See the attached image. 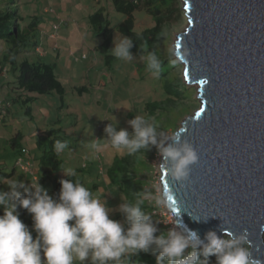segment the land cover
<instances>
[{"label": "rangeland", "instance_id": "rangeland-1", "mask_svg": "<svg viewBox=\"0 0 264 264\" xmlns=\"http://www.w3.org/2000/svg\"><path fill=\"white\" fill-rule=\"evenodd\" d=\"M6 0H0V9L6 6ZM18 13L22 17L19 26L25 29L33 17L39 18L37 30V47L31 44L17 57V62H43L54 65V72L64 88V100L56 93L38 96L30 105L33 120H28L20 106H14L11 115L6 118V125H0V167L5 175H0V190L8 191L7 180L16 178L24 181L25 174L18 168L14 175L9 173L14 164V152L6 144L11 135L21 131L24 135L22 145L29 152L25 157L29 160L38 159L40 153L36 148L38 135L48 128H61L69 148L59 154L62 161L61 172L50 175L39 182L47 189L49 195L52 189V176H61L62 169H74L85 187L92 189L95 197L104 200L113 209L110 218L121 223L124 217L119 213L118 206L125 201L117 186L107 178L106 171L119 153L110 146L102 147L95 152L90 144L95 139H106L105 127L111 123L117 124V131L131 129L128 121L137 115L147 118L145 107L155 104L157 111L151 118L159 130L171 135L179 128L180 123L196 111L200 104L196 98V87L188 86L183 80V66L175 57V63L169 62V49H173L175 37L187 27L184 0H173L165 14L171 12L172 19L168 22L160 36L149 51L163 62L161 78L154 79L147 69L146 51L142 56L131 61H125L113 56L107 64L104 55L95 50L101 39L94 36L87 18L98 9H103L110 28L113 30V42L119 43L123 38L114 29L124 20V16L115 12L110 0H14ZM11 7L14 6L10 5ZM54 12V13H53ZM135 31L141 32L154 26L151 16L141 6L134 14ZM56 24L55 39H48L52 33V25ZM8 44L0 41V66ZM38 52H35L37 49ZM9 66L0 73V101L11 88L6 87L13 81ZM84 88L81 93L78 88ZM168 91H177L179 97L168 96ZM44 110L48 117L39 112ZM54 123H56L54 125ZM48 126V128L46 127ZM42 132V133H41ZM27 139V141H26ZM32 157V158H31ZM24 159V157H23ZM162 157L157 149L140 155L132 176L139 192L154 191L153 184L159 185V167ZM38 162V160L36 161ZM79 169H82L79 172ZM25 183V181H24ZM93 185L97 187L92 188ZM23 191L22 189L20 190ZM149 205V203L146 201ZM149 213L158 228L157 235L175 228L165 206L159 208L149 205ZM158 221V223H157ZM31 230V229H30Z\"/></svg>", "mask_w": 264, "mask_h": 264}, {"label": "water", "instance_id": "water-1", "mask_svg": "<svg viewBox=\"0 0 264 264\" xmlns=\"http://www.w3.org/2000/svg\"><path fill=\"white\" fill-rule=\"evenodd\" d=\"M184 3L188 25L173 49L190 52L186 61L175 59L200 106L176 132L199 162L181 186L161 159L160 188L172 196L165 210L176 228L201 239L208 231L246 230L253 258L264 264V0Z\"/></svg>", "mask_w": 264, "mask_h": 264}, {"label": "clouds", "instance_id": "clouds-1", "mask_svg": "<svg viewBox=\"0 0 264 264\" xmlns=\"http://www.w3.org/2000/svg\"><path fill=\"white\" fill-rule=\"evenodd\" d=\"M52 34L53 30L48 39L56 38V32L54 38H50ZM113 44L110 52L114 57L125 61L134 59L131 53L134 42L130 37L124 36L119 43ZM189 55L188 49H184L182 55L169 49V62L175 63L172 57L186 61ZM146 62L153 78L159 80L161 59L149 51ZM128 124L133 129L131 134L125 129L117 131V124L109 123L104 129L107 138L95 139L90 147L100 152L102 147L110 146L122 154L144 157L155 147L171 181L181 186L189 181L192 166L199 162V156L191 143L181 139L180 132L167 135L154 121L140 115ZM53 147L56 154L63 153L69 148V141L56 140ZM21 160L30 164L31 172L19 167L20 170L33 175L34 182L26 186L23 180L3 178L9 190H0L3 212L0 215V264H127L140 253L154 256L156 264H210L211 256H215V264H260L253 258L246 230L237 235L221 229L222 236L208 231L201 239L194 231L174 226L157 235L158 228L143 205L147 201L159 208L172 200L167 187L161 191L153 184L154 191L143 190L134 194V199L121 201L117 209L124 217L121 223L110 218L113 209L106 201L95 197L81 182L61 179L58 198H53L38 183L32 164L25 158ZM62 171L65 177L76 176L74 169ZM18 209L31 215V230L20 219ZM170 218L172 221L171 215ZM195 220L200 222L201 218ZM203 221L207 222V218Z\"/></svg>", "mask_w": 264, "mask_h": 264}, {"label": "trees", "instance_id": "trees-1", "mask_svg": "<svg viewBox=\"0 0 264 264\" xmlns=\"http://www.w3.org/2000/svg\"><path fill=\"white\" fill-rule=\"evenodd\" d=\"M173 0H110L111 5L115 12L124 16V20L120 22L115 31L121 36H128L134 42V47L131 49L132 55L136 57L142 56L146 51H149L152 45L163 31L164 26L172 19V13L165 14L170 7ZM6 6L0 9V41L8 44L6 53L2 57V65L0 66V73L9 66L8 70L13 74V81L6 87H10L11 90L0 101V125H6V118L11 115V111L14 106H20L23 109V114L28 120H33V112L30 105L37 99L38 96H44L51 93H56L60 100H64V88L61 82L58 80L53 64H46L43 62L29 63L27 61L17 62V57L22 51H24L27 45L37 47V30L39 18L33 17L31 23L25 29L19 26V22L22 21V17L18 13V9L14 0H6ZM14 6H10L13 5ZM143 7L146 12L151 16L154 26L145 29L141 32L135 31V18L134 14ZM54 13V12H53ZM94 36L101 39L100 44L95 48L96 51L104 55V59L107 64H110L113 56L109 54L111 45L113 44V30L110 28V22L107 19L103 9L96 10L93 14L87 18ZM2 84L0 86V90ZM4 88V86H3ZM2 88V89H3ZM84 88H78V92L81 93ZM168 96L179 97L180 93L177 91H168ZM147 111V118H151L157 111L155 104H148L145 107ZM131 119H133L131 117ZM56 123H54L55 125ZM133 129L129 130L131 134ZM24 135L21 131H17L9 137L6 144L14 152L15 160L9 173V177L14 175L15 169H19L16 164L18 159L26 156L28 150L22 145ZM56 140L65 141L62 135L61 128H48L44 133L38 135L36 141V148L40 153L38 159L29 160V157H24L31 164L36 171L35 176L38 177L39 182H42L50 175H57L61 172L62 161L59 159V154L54 151V142ZM24 155V156H23ZM140 154L135 156H129L126 153L121 157H115L110 163L108 170L106 171L107 178L110 182L114 183L118 191L124 196L125 200L134 199V194L139 193L140 189L135 185V179L132 176L135 166L139 160ZM32 158V157H31ZM38 160V162H36ZM82 169H79V172ZM25 174V185L29 186L33 184V175ZM0 175H5L0 167ZM72 179L74 182H82L81 177L76 171L75 177H65L64 174L59 176H52V189L50 196L58 198L61 185L59 181L61 179ZM93 185L92 188H96ZM92 190V189H90ZM143 208L146 212L150 213L152 208L144 203ZM20 213V219L25 225L32 229V217L24 209H18ZM3 212L0 210V215ZM203 259V257H200ZM210 264H215V256L209 257ZM127 264H156L155 257L150 254L140 253L138 256H133Z\"/></svg>", "mask_w": 264, "mask_h": 264}, {"label": "built area", "instance_id": "built-area-1", "mask_svg": "<svg viewBox=\"0 0 264 264\" xmlns=\"http://www.w3.org/2000/svg\"><path fill=\"white\" fill-rule=\"evenodd\" d=\"M58 29V26L57 25H53L52 26V30H53V34L50 35V38H54V33L57 31ZM17 165L25 172H31V166L28 162H24L23 160L21 159H18L17 160ZM43 258V257H42Z\"/></svg>", "mask_w": 264, "mask_h": 264}, {"label": "crops", "instance_id": "crops-1", "mask_svg": "<svg viewBox=\"0 0 264 264\" xmlns=\"http://www.w3.org/2000/svg\"><path fill=\"white\" fill-rule=\"evenodd\" d=\"M33 112V111H32ZM39 112L45 117V115H47V113L46 112H44V110H42V109H39ZM48 117V115L45 117V118H47ZM34 118V117H33ZM47 128H48V126H46ZM45 131H46V129H45ZM42 133V132H41ZM26 141H27V139H26ZM32 235H33V238H35V236H36V233L33 231L32 232Z\"/></svg>", "mask_w": 264, "mask_h": 264}, {"label": "snow or ice", "instance_id": "snow-or-ice-1", "mask_svg": "<svg viewBox=\"0 0 264 264\" xmlns=\"http://www.w3.org/2000/svg\"><path fill=\"white\" fill-rule=\"evenodd\" d=\"M187 75V74H186ZM201 84H205L207 83V81H200Z\"/></svg>", "mask_w": 264, "mask_h": 264}]
</instances>
